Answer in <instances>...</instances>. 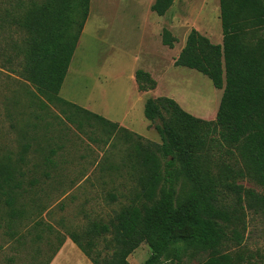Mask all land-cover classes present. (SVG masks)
Returning a JSON list of instances; mask_svg holds the SVG:
<instances>
[{"label":"trees","instance_id":"trees-1","mask_svg":"<svg viewBox=\"0 0 264 264\" xmlns=\"http://www.w3.org/2000/svg\"><path fill=\"white\" fill-rule=\"evenodd\" d=\"M89 2L0 1V34L10 25L19 34V39L0 46L4 61L0 68L9 66L11 73L33 86L40 110L56 106L63 120L79 131L86 124L93 127L91 121L96 120L109 134L137 136L126 157L138 191L107 222L90 221L67 231V237L92 264H128V256L142 243L151 250L143 264H185L195 259L201 261L197 264H239L228 244H242L248 212L264 216V0H219L221 45L190 30L174 65L208 77L223 90L221 101L215 120L204 121L170 98L146 99L143 114L154 124L160 144L141 142L118 124L59 97ZM173 2L154 0L150 9L161 17ZM175 42L163 29L162 43L171 48ZM134 78L139 92L156 87L146 71L137 70ZM210 149L232 163L220 161L217 173H212L207 163ZM9 179V173L0 179V215L6 205L12 222L20 212L11 207ZM242 180L252 187L243 186ZM7 228L13 236L11 223ZM46 228L52 231L50 225ZM56 234L55 253L64 243ZM106 236L109 248L95 250ZM256 256L259 260L253 264H263L264 252Z\"/></svg>","mask_w":264,"mask_h":264},{"label":"rangeland","instance_id":"rangeland-1","mask_svg":"<svg viewBox=\"0 0 264 264\" xmlns=\"http://www.w3.org/2000/svg\"><path fill=\"white\" fill-rule=\"evenodd\" d=\"M153 2L90 0L58 95L123 124L116 123L141 137V142L160 144L154 124L143 114L148 98H170L196 118L215 120L223 90L200 72L177 67L174 62L191 29L218 45L222 44V29L219 0H174L161 17L151 11ZM163 29L176 39L171 48L162 43ZM15 32L14 26L5 27L0 46L19 39ZM0 63H4L1 58ZM137 70L148 72L156 82L142 96L134 81ZM35 94L33 86L11 73L9 66L0 68V179L9 173L11 207L20 212L10 222L4 204L0 264H47L59 245L56 232L64 238V254L69 256L54 264H84L75 260L81 252L67 241V231L90 221L107 222L138 191L135 171L126 157L137 136L128 139L126 134H109L96 120L91 121L93 127L86 124L79 131L63 120L56 106L40 110L36 105L40 98ZM219 154L223 153L217 149L207 152L212 173H217L220 161L232 163ZM241 183L252 187L246 180ZM246 222L242 244H228L229 254L239 264H253L259 260L256 253L264 252V216L248 212ZM10 223L13 236L7 228ZM109 238L99 239L95 250L109 248ZM150 254L149 246L142 243L128 256V264H143ZM197 263L201 261L185 264Z\"/></svg>","mask_w":264,"mask_h":264},{"label":"crops","instance_id":"crops-1","mask_svg":"<svg viewBox=\"0 0 264 264\" xmlns=\"http://www.w3.org/2000/svg\"><path fill=\"white\" fill-rule=\"evenodd\" d=\"M134 81H135V78H134ZM135 84H136V82H135ZM136 88H137V85H136ZM137 91H138V88H137ZM138 93H139V95H143L145 92H139L138 91ZM116 123H118V122H116ZM120 126H124L123 124H121V123H118ZM119 126V127H120ZM67 241H71L69 238H67ZM66 241V242H67ZM64 247H65V241H64V243H63V245H62V247L55 253V255H54V257L51 259V261H50V263L49 264H54L57 260H59V259H61L62 261L63 260H66V257L67 256H69V254H64ZM80 251V250H79ZM81 252V251H80ZM63 257V258H62ZM77 258L75 259V260H77V259H79V260H81V262L82 263H84V264H92L91 262H90V260L81 252V253H79L77 256H76ZM81 258V259H80ZM263 264H264V262H263Z\"/></svg>","mask_w":264,"mask_h":264}]
</instances>
